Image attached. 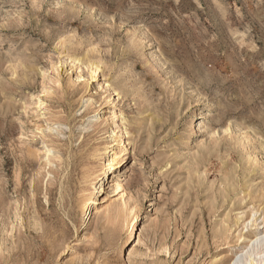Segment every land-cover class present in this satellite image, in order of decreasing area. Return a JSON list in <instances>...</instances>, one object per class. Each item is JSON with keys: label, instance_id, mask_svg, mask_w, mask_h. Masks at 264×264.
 Instances as JSON below:
<instances>
[{"label": "rangeland", "instance_id": "1", "mask_svg": "<svg viewBox=\"0 0 264 264\" xmlns=\"http://www.w3.org/2000/svg\"><path fill=\"white\" fill-rule=\"evenodd\" d=\"M109 109L135 168L90 231ZM258 228L264 0H0V264H232Z\"/></svg>", "mask_w": 264, "mask_h": 264}, {"label": "bare ground", "instance_id": "2", "mask_svg": "<svg viewBox=\"0 0 264 264\" xmlns=\"http://www.w3.org/2000/svg\"><path fill=\"white\" fill-rule=\"evenodd\" d=\"M92 73L91 78L96 80V78L99 76V66L95 63L91 64ZM109 115L111 114L112 119H114V125L112 126L115 128V131L112 132L115 137H117L115 141L116 143V151L113 154H110L111 152H105L106 155L109 156V160L107 163L108 169H106L103 173V175L98 179V184L95 185L94 190L98 195L100 194V199L96 202L95 201V194H91V196H87L83 200V208L86 209L89 212V230L91 231V227L97 216L100 215L101 211L100 209L108 206L111 202L110 198L108 196H104L103 192H105V184L107 183L108 189H111V194L114 196L118 195L121 196V200H124L125 194L121 195L122 191V184L124 182H127L133 175L135 165L133 161L129 162L127 166L115 173H110L112 170L116 169V166L119 164V161H117L119 158L123 159L127 155V146L126 141H124V138L128 136L127 131H124L120 129V116L116 114L114 109H109ZM205 113H200L198 115L199 119H203L206 116ZM197 118V119H198ZM198 119V120H199ZM201 124V123H200ZM203 128V126H201ZM118 130V131H117ZM100 186L98 187V185ZM110 194V195H111ZM97 198V197H96ZM101 201V202H100ZM154 206V204H152ZM110 207H107L106 210L109 211ZM135 209V208H134ZM133 209V211H134ZM137 212V211H136ZM133 213V212H132ZM138 213V212H137ZM120 216V215H119ZM117 216V217H119ZM257 212L254 214L253 219L250 221L249 224L255 225L258 221L256 219ZM139 220V214L135 215V218L131 225H133L132 229L130 230V241L134 242L136 240V236H134V225ZM256 226L259 227V224H256ZM261 228H258V232L256 233V236L254 239L250 240V244L246 245L245 251L241 254H238L236 256L235 261L232 264H264V232H259ZM88 233V232H87ZM243 241L245 240L244 237H241Z\"/></svg>", "mask_w": 264, "mask_h": 264}]
</instances>
